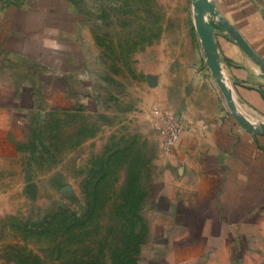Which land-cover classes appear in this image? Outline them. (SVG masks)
<instances>
[{"label":"rangeland","instance_id":"obj_1","mask_svg":"<svg viewBox=\"0 0 264 264\" xmlns=\"http://www.w3.org/2000/svg\"><path fill=\"white\" fill-rule=\"evenodd\" d=\"M56 1L77 14L84 78L54 102L50 92L0 159V264H141L158 219L152 183L169 160L151 109L177 108L186 82L177 73L188 60L202 71V49L217 84L196 28L200 0H0V11ZM203 1L215 38L229 25L218 23L214 0ZM225 75L226 93L216 88L232 112ZM234 260L264 264V249L241 248Z\"/></svg>","mask_w":264,"mask_h":264},{"label":"crops","instance_id":"obj_2","mask_svg":"<svg viewBox=\"0 0 264 264\" xmlns=\"http://www.w3.org/2000/svg\"><path fill=\"white\" fill-rule=\"evenodd\" d=\"M214 1L218 23L229 25L213 35L215 55L239 109L225 108L203 49L202 71L188 60L184 76L177 73L186 82L170 110L184 115L187 128L152 183L158 219L141 264H231L241 248L264 249V132L238 118L264 126V0ZM70 5L0 11V159L27 135L36 106L51 103L50 92L54 102L57 91L84 78Z\"/></svg>","mask_w":264,"mask_h":264},{"label":"built area","instance_id":"obj_3","mask_svg":"<svg viewBox=\"0 0 264 264\" xmlns=\"http://www.w3.org/2000/svg\"><path fill=\"white\" fill-rule=\"evenodd\" d=\"M150 114L153 129L160 138L165 153L172 154L187 128L184 115L160 106H153Z\"/></svg>","mask_w":264,"mask_h":264},{"label":"water","instance_id":"obj_4","mask_svg":"<svg viewBox=\"0 0 264 264\" xmlns=\"http://www.w3.org/2000/svg\"><path fill=\"white\" fill-rule=\"evenodd\" d=\"M194 7L198 10V12L200 14V16L198 18L195 17V21H196L197 32L201 38L202 45L204 48V52L207 56V63L209 65V67L211 68L214 76L216 77L217 84L220 86L221 90L226 93V87L224 85V82L222 81L221 78L218 77V74L220 72L219 64L216 61L215 57L212 55V53H210V51L214 48L212 27L207 22H205V20L203 18L204 11L206 9L212 10V6L209 4H206L203 0H200L196 4L194 3ZM238 42H239V45L245 50L246 49V43L242 40V38H238ZM227 97H229L228 94H227ZM232 111H235V109L232 108ZM238 118L243 123L245 122L241 116H238ZM246 126L251 130L264 132V126L255 128L254 126H252L249 123Z\"/></svg>","mask_w":264,"mask_h":264},{"label":"bare ground","instance_id":"obj_5","mask_svg":"<svg viewBox=\"0 0 264 264\" xmlns=\"http://www.w3.org/2000/svg\"><path fill=\"white\" fill-rule=\"evenodd\" d=\"M198 1V0H197ZM195 4H196V2H195ZM196 12H197V10H196ZM196 14V13H195ZM197 15V14H196ZM199 16V15H198ZM226 87V86H225Z\"/></svg>","mask_w":264,"mask_h":264}]
</instances>
